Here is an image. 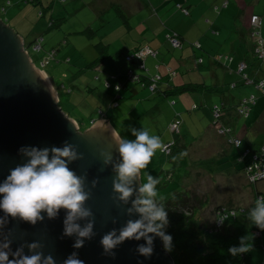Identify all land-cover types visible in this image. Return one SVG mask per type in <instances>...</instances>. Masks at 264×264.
<instances>
[{
  "label": "crops",
  "instance_id": "1",
  "mask_svg": "<svg viewBox=\"0 0 264 264\" xmlns=\"http://www.w3.org/2000/svg\"><path fill=\"white\" fill-rule=\"evenodd\" d=\"M51 1L41 0L42 8L48 10L45 11L46 16L43 19L33 18L36 24L35 29L29 30L23 26L24 30H21L23 16L18 11L11 13L13 8L10 10L11 17H8L7 10H5V16L9 18V25L23 37L27 50L32 47L37 36L44 38V51L59 47L61 40L64 41L57 51L56 58L50 62L56 63L51 74L42 69L40 59L42 55L38 53L34 57L30 55L33 62L37 67L40 64L42 68H39L52 77L58 99L60 89L66 87L64 81L60 82V78L64 77L67 79L69 93L74 94V91H77L85 98L93 99V107L101 103V109L104 112L102 111L101 115L95 119H107L112 125L107 117L108 111L112 109L111 106L120 108L127 115H133V122L130 123L125 120V114L120 112L122 117L119 119L123 124L121 133L115 129L119 137L128 138L126 135L131 133L129 126L133 127L136 123H138L137 129L141 128L139 119L154 115L162 99L171 101L175 116L179 112L183 115L182 111L188 102L184 95L194 96L197 100L206 97L194 90L173 94L171 90L174 86L202 82L220 83L218 74L222 72H224L223 81H233L238 77L237 68L242 61L259 63L253 56L255 40L251 34L250 20L254 14L261 17L260 30L264 35V11L263 15L257 12L252 13L248 8L245 11H242V8L237 11L236 5H233L231 0H70L66 5L56 1L51 8L53 10L50 11ZM251 1L259 4L263 2L264 10V0ZM4 2L5 0H0V14L4 10L2 4ZM195 3L206 4V7L200 10V4L194 7ZM209 4L212 9L208 8ZM179 5L187 7L189 14H184L179 9ZM220 7L223 8L220 10ZM82 11L85 12L84 17L80 15ZM55 15L58 17L55 18ZM51 19L54 21L55 30L45 36L43 34L45 24H48ZM83 19L86 20V25L81 22ZM72 20L74 21L70 23ZM48 30L50 29L47 26L45 33ZM173 31L182 38L180 48L174 47L167 39V34ZM140 45H149L157 51L156 56L146 59L143 71L138 70V72L147 75L160 74L159 88L151 91L149 88L133 85L129 81L125 82L126 86L121 90L120 102L118 105L114 103L111 105L116 91L111 93V87H105L103 81L108 78V74L118 75L124 80L123 72L132 67L126 62L124 55ZM99 46L102 48L101 52L98 50ZM218 53L226 55L229 60L225 56L216 60ZM100 54L101 57H99ZM43 59L47 63L49 58L45 56ZM206 62L209 63L207 66H205ZM69 63H72L71 66ZM89 64L97 65L94 68V66L89 67ZM72 67L78 69L72 70ZM250 67L253 69V66L250 65ZM67 68H71L72 72H67ZM80 69L82 70L79 71ZM171 97L175 100L170 99ZM177 97H181L180 102L176 101ZM60 103L61 101L59 105ZM177 103L182 104L183 110L175 108ZM104 105L107 107L103 108ZM194 105L197 104L192 99L187 106L191 111L199 109V106L195 108ZM99 110L100 108L97 113ZM208 114L206 112L205 116ZM173 118L167 122L166 132L160 136L163 143L171 138L169 125ZM90 119L94 118L91 116ZM207 119L208 117L206 119L204 117L206 125ZM74 120L82 126L77 118ZM202 133L205 137L207 131Z\"/></svg>",
  "mask_w": 264,
  "mask_h": 264
},
{
  "label": "clouds",
  "instance_id": "2",
  "mask_svg": "<svg viewBox=\"0 0 264 264\" xmlns=\"http://www.w3.org/2000/svg\"><path fill=\"white\" fill-rule=\"evenodd\" d=\"M179 7L187 9L181 5ZM257 16L260 18L261 27V17ZM251 26L252 34L253 23ZM175 47L180 48L181 42ZM153 50L157 55V51ZM41 63L47 66L49 60L46 63L45 59H41ZM143 68H145L144 63L141 66V69ZM130 71L134 73L133 70L128 69L125 73L126 80L135 83L134 80L129 79ZM137 75L139 76V73ZM116 77L119 76L109 75L105 79L106 87H112L114 84L110 82V78L116 79ZM118 85L120 84L114 85L115 89ZM152 90L154 91V88ZM118 103L116 99L114 104L118 105ZM99 112L102 113V111ZM94 120L97 119L94 118ZM169 126L172 131L176 129L175 122H171ZM79 127L81 129L80 125ZM129 130L134 139L114 137L118 146L117 160H113L110 152L101 151L100 156L103 158L104 165L111 166L114 173L112 180L114 200L120 205L130 204V207L126 208V214L129 217L138 218H130L119 229L113 228L105 233L100 239V245L104 254L114 258V250L124 241L143 239L144 243L137 244L136 253L148 259L153 254V242L157 237L162 241L166 252L172 250V236L166 232L169 224L168 211L163 203V197L158 194L157 185L160 183L158 176L154 177L145 171L146 181L140 182L138 186L135 182L140 181L141 170L147 169L156 152L164 151L166 146L159 136L151 135L143 127L137 129L129 126ZM18 152L24 162L10 169L9 174L0 181V213H2L0 214V264H56L51 255H44L41 250L43 245L38 241L23 243L13 251L11 229L7 232L4 230L10 218L35 225L45 218L49 220L57 218L60 210L63 209L62 238L74 237L72 247L76 250L82 248L85 241L95 235V219L92 210L85 206L90 196V193L85 191V177L78 176L69 168L71 163L81 158V154L76 146L68 141L60 147L41 148L26 145L20 147ZM96 183L97 181L93 180L92 186L95 187ZM227 218L222 215L217 220L223 223ZM246 219L250 225L264 230V195L256 198ZM113 223L116 221L113 220ZM251 241V235L243 236L240 238L239 245L229 247L228 252L233 256L250 252ZM25 247L28 249V254H25ZM63 264H84V261L79 258L78 251H73L63 260Z\"/></svg>",
  "mask_w": 264,
  "mask_h": 264
},
{
  "label": "water",
  "instance_id": "3",
  "mask_svg": "<svg viewBox=\"0 0 264 264\" xmlns=\"http://www.w3.org/2000/svg\"><path fill=\"white\" fill-rule=\"evenodd\" d=\"M41 66L45 67V63ZM112 127L107 119H99L81 131L74 118L59 106L52 77L35 65L23 37L0 18V181L10 169L24 162L18 152L20 147H60L68 141L81 154L69 168L85 177V191L90 193L85 206L92 210L95 219V235L76 250L72 247L74 237L62 238L63 209L57 218H45L35 225L10 218L4 231L11 229L13 251L23 243L38 241L44 255H51L56 264H63L73 251H78L84 264H175L159 237L154 239L153 254L148 259L136 253V246L144 243L143 239L124 241L114 250V258L104 254L101 237L113 228L119 229L128 219L138 218L126 214L130 204L120 205L114 200V173L100 156L104 151L110 152L113 160L118 159L114 137L119 136ZM93 180L97 181L95 187ZM140 182L141 176L135 183L138 186ZM24 251L28 254L26 247Z\"/></svg>",
  "mask_w": 264,
  "mask_h": 264
},
{
  "label": "trees",
  "instance_id": "4",
  "mask_svg": "<svg viewBox=\"0 0 264 264\" xmlns=\"http://www.w3.org/2000/svg\"><path fill=\"white\" fill-rule=\"evenodd\" d=\"M23 1L33 2L36 5L38 3V6H40V8L38 7L39 15L42 18L46 16L45 11L48 9L42 8L41 0ZM56 1L66 5L70 0H52L50 3V11L53 10L51 8ZM179 9L184 14H189L188 9V13L180 7ZM254 15L257 16L258 14ZM253 16L250 20L251 25L253 23ZM53 24L54 21L52 19L49 20V29L54 28ZM260 34L263 37L262 44H264V35L262 33ZM170 37L177 38L181 42L182 47V38L179 37L178 33L174 31L170 32L169 35L167 34V39H170ZM43 41L44 38L42 36L35 37V41L32 43V48L36 53L42 55V58L40 57V59L47 56L50 64V62L56 58L57 51L61 48L64 41L61 40L59 47L56 46L57 48L54 47L47 51H44L43 49ZM36 45L39 46L38 49L34 48ZM258 45V41L256 42L255 40L253 56L254 60L259 63H254V61L248 63L246 60L242 61L241 63L245 64V68L239 70L238 65V77L233 81H223L224 76L222 75L224 72H222L218 74L219 76L217 75L221 79L220 83H187L181 86L176 85L171 90L173 94L194 90L206 96L201 99V101L207 105V113H209V115L206 116L208 117L207 121L209 120L207 126L211 130H215L220 137L225 138L223 140L228 143V149H224L221 153V157L217 159L219 164L225 162H233L234 166L240 164L241 166L238 170L243 172L246 180L251 186H256L253 189L254 201L250 207H240L236 210L235 208L227 209L226 207H218L217 215L219 218L222 215L228 218L224 220L223 223L218 224V222H216L206 226L203 222H199V214L205 209L207 198L203 199L202 197H205L204 195L201 197L196 191L192 189L188 190L186 188L184 180L190 175L188 171L181 174L179 186L169 192L166 189H168L169 182L175 177V167L166 170L163 169L159 172L157 171L154 174V177L158 176L160 178V183L157 185L158 194L163 197V203L168 211L169 224L166 228V232L172 236L173 247L169 254L172 256L175 264H254V248L257 246H263L262 230L254 225H250L246 216L249 209L254 206L256 198L260 195H264V190H260L257 186L258 183L264 181V143L251 139L252 144L248 145L244 143L245 138L240 136L241 133H235V129L241 123L245 125L244 127L256 134H258L259 131L264 132V111L259 116H257L258 113H256L258 99V96L255 95L256 90L261 91V95H264V57H261L257 52L256 49ZM143 47L150 46L140 45L124 55L127 63L135 64L134 67L132 66L129 69L133 70V74L136 75L139 73L138 70L141 69V63H145L146 58L140 60L137 57H134L132 60H128V56L136 54L138 50ZM98 48L99 52H101L102 48L100 46ZM99 57H101V54ZM149 57L154 56H148L147 58ZM100 59L102 60L103 57ZM250 65L253 66V69ZM88 66L91 67L90 64ZM81 70L82 69L79 71ZM140 71H143V69ZM230 71L234 72L233 69H230ZM159 76L160 78H157ZM129 79L131 78L129 77ZM114 81H117L115 84L119 83L122 85L120 88H124L126 86L125 82H127V80H122L120 76L116 77ZM160 81V74L147 75L143 73H139L138 79L134 80V82H138L136 83V86H138L137 84H140V86L149 89H151V85L154 84V91L159 88ZM151 91L153 90L151 89ZM119 92L121 91L119 90ZM194 107L197 108L198 105H194ZM253 117H256L254 121L252 119ZM183 121L184 118L180 112L174 116L172 123L175 122L176 129L172 131L169 126L172 137L169 141L163 143L165 146L167 143H169V145L166 146L164 151H157V153L161 155L160 158L166 156L173 166H176L177 163L182 164L187 160L184 146L189 145V143L182 140L183 135L181 134V127ZM208 132L209 131H207V133ZM149 133L151 135L156 134L155 132L150 131ZM181 153H183V155H181ZM212 162L213 161H209L208 164ZM186 167L187 165L183 167L182 170L185 171ZM202 168L208 171L213 170L212 166ZM154 170L155 169H153V172H155ZM163 189L167 192L163 193ZM247 235L252 236V250L238 256L231 255L228 252L229 247L238 246L240 238ZM259 264H264V258Z\"/></svg>",
  "mask_w": 264,
  "mask_h": 264
},
{
  "label": "rangeland",
  "instance_id": "5",
  "mask_svg": "<svg viewBox=\"0 0 264 264\" xmlns=\"http://www.w3.org/2000/svg\"><path fill=\"white\" fill-rule=\"evenodd\" d=\"M69 2L70 1H68L66 4H68ZM231 2L233 5H236L235 9L237 11H239L240 8H242V11H245V9L248 8L250 12L252 13L257 12L263 15V11H264L262 9L263 2L262 4L253 3L251 0H231ZM2 4H3L4 10L1 11L0 18L3 19L4 23L6 24L8 23V19L12 15L11 13H17V11L21 13V15L23 16L21 30H24V27L28 28L29 30L31 28L35 29L36 24L33 18L38 17L41 20L45 17L44 16L42 18L39 15L40 6H38L39 5L38 3L36 5L33 2H25L23 0H5V2ZM199 4L200 3H195L193 6L194 7L199 6ZM205 7H206V4H200L199 9L204 10ZM12 8H13V12L10 13V10ZM208 8L212 9L210 4L208 5ZM222 8L223 7H220V10ZM5 10L9 12L8 19L5 16ZM27 15L28 17L26 18ZM80 15L84 17L85 12L84 11L80 12ZM57 17L58 16L55 15V18ZM73 21L74 20H72L70 23H72ZM85 21L86 20L84 19L81 20V22L84 23V25H86ZM70 23H68V25ZM47 26L48 24H45V29L43 30V34L45 36L49 32L51 33L55 30V28H52L48 30V32L45 33ZM45 45L46 43L44 44V46ZM28 52L32 57H34L36 54V51L32 47H29ZM217 56L218 57H216V60H220L224 56L225 58H227L226 55H221L220 53H218ZM227 60L229 59L227 58ZM55 64L56 63L52 62L43 68L39 64V67L46 70L48 73L51 74L53 72L52 68L54 67ZM70 64L72 63H69V65ZM208 64L209 63L206 62L205 66H207ZM130 65L133 67L135 66L134 63ZM93 66L94 65H91V67ZM70 69L67 68L66 71L69 73L72 72ZM75 69H78V68L72 67V70H75ZM127 71L128 69L124 71L123 73H126ZM108 75H113V74H108ZM54 77H55V74H54ZM122 78L126 80L125 75ZM62 81L65 82L66 87H62L60 89V97L58 99L59 102L61 101L60 107L67 115L77 118L82 124L81 131H85L91 125L90 123L92 121L90 119L91 116L92 118H97L101 115L100 112L97 113V110L100 108L99 111H103L101 109L102 104L97 103V106L93 107L94 105L93 99L90 100L88 98H85L83 94L77 91H74V94L69 93L68 92L69 86L67 84V79L64 77H61L60 82ZM110 82L113 83L114 85H117L115 84L117 81H114V78H110ZM103 83H105L104 86L106 87L107 85L106 80L105 82L103 81ZM126 83H128V80ZM136 83L138 82L133 83V85H136ZM137 85L140 86V84H137ZM121 86H122L121 84L117 86L116 87L117 90L115 89V86L110 88L111 93L116 91V94L112 98V100L113 99L114 100L111 102V105L116 101V99L117 101L120 102V99L122 98V94H121L122 92H119V90L121 91L123 89V88H120ZM255 95L258 96L257 104H256V107H257L256 113H258L257 116H259L264 111V95H261V91H258V90H256ZM118 96H120V98H118ZM184 97L188 100L187 105H190V102L193 99V102H196L197 105L199 106V109L191 111L189 107L185 105L184 111H182L183 118L185 121V122L183 121V125L181 127V131H182L181 134L183 135L182 140L189 143V145L184 146L185 156L187 157V160L184 161V163L182 164L177 163V165L175 164L176 166H173L171 162L168 161V158L166 156H164L163 158H160L161 155L156 152L150 164L148 165L147 169L141 170V183L146 181V176L144 175L145 171L155 176L154 174L157 171L159 172L160 170L162 171L163 169L166 170L168 168L171 169L172 167H175V177L172 179L171 182H169L168 189H166L169 192L179 186V183L181 180L180 179L181 174L186 173V171H188L190 175L187 176L186 179L184 180V184L186 188L188 190L192 189L196 191V193L201 197L204 195L205 197H202L203 199L207 198L206 207L199 214V222L200 223L203 222L204 225L206 226H209L210 224H213L216 222L220 224L221 222L217 220L219 218V216L217 215L218 207H226L227 209L235 208V210L239 209L240 207L241 208L250 207V205L254 201V190L253 189L256 186L255 185L251 186V184L246 180L243 172L238 170V168H240L241 166L240 164L236 166H234L233 162H230V163L225 162V163L219 164L217 159L221 157V153L222 151H224V149H228V143L225 140H223L225 138L220 137V135L215 130H211L207 126L208 124L207 125L205 124L204 117L206 119L205 113L207 112V105L203 101L195 99L194 96L184 95ZM180 98L181 97H177L176 101L180 102L181 101ZM170 99L175 100V98L173 97H171ZM159 100L160 98L158 99V102ZM106 107L107 105L103 106V108H106ZM173 107L174 105H172L169 99H167V101L162 99L160 101V107L155 112L154 115L141 117L139 119L141 127L149 130L150 132L156 133L152 135L162 136V134L166 132L165 129L167 126L166 125L167 122L170 121L174 116ZM111 108L112 109L108 111L109 113L107 114V117L111 120L112 125L117 130V132L121 133V126H123V124L121 123V120L119 119V117H122L121 113L125 114L124 116V118H126L125 120L130 123L133 122V115H127L126 112H122L120 108H117L114 106H111ZM175 108L177 110L179 109L183 110L182 104H179V103L175 105ZM256 117L252 118L253 121L254 119H256ZM207 123H209V120L207 121ZM137 125L138 123L133 125V127L137 128ZM244 126L245 125L241 123L235 129V133H238V134L241 133L240 136L242 138H245L244 143L248 145L252 144L251 139L264 143V132L258 130L259 133L256 134L255 132L249 130L248 128ZM204 131H209L208 133L205 134V137H203L204 135L202 133ZM122 134L125 136V133L122 132ZM126 136H128L129 139H134L132 138L131 133ZM171 137H172V134H171ZM168 145L169 143H167L166 146ZM209 161H213V162L208 164ZM216 164H219V165H216ZM186 165H187L186 170L185 171L182 170L183 167H185ZM210 166L213 167L212 168L213 170L208 171L202 168V167L207 168ZM153 169H155L154 170L155 172H153ZM257 186L260 190H264V181L258 183ZM167 191L163 189L162 192L165 193ZM262 233H263L262 235V245L263 246L262 247L257 246L256 248H254V251H253V259L255 261L254 264H259L264 258V230H262Z\"/></svg>",
  "mask_w": 264,
  "mask_h": 264
},
{
  "label": "built area",
  "instance_id": "6",
  "mask_svg": "<svg viewBox=\"0 0 264 264\" xmlns=\"http://www.w3.org/2000/svg\"><path fill=\"white\" fill-rule=\"evenodd\" d=\"M183 10L186 13H188L187 9H183ZM252 22L254 25V31H253L252 35H253L254 39L256 40V42L258 41V44H259L256 50L261 57H264V44H262V40H263L262 38L263 37L261 36L260 31H259L260 18L258 16L254 15ZM170 40L172 41V43L175 46L180 45V41L177 38L170 37ZM34 48L38 49L39 46L36 45ZM150 55L155 56L156 52L153 49H151L150 47H143L142 49L138 50V52L136 54H133L132 56H128V60H132L134 57H137L138 59L143 60L144 58H146L147 56H150ZM142 65H143V63H141V66ZM243 68H245V64L241 63L239 65V70H243ZM130 72H131V74H130ZM130 72H129V77L131 78V80H137L138 76L133 74L132 71H130ZM151 88L152 89L154 88V84L151 86Z\"/></svg>",
  "mask_w": 264,
  "mask_h": 264
}]
</instances>
